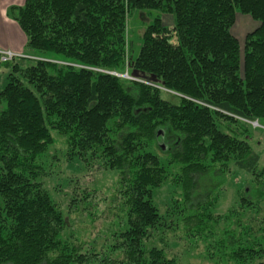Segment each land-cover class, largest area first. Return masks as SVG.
I'll use <instances>...</instances> for the list:
<instances>
[{
  "label": "trees",
  "instance_id": "16d2710c",
  "mask_svg": "<svg viewBox=\"0 0 264 264\" xmlns=\"http://www.w3.org/2000/svg\"><path fill=\"white\" fill-rule=\"evenodd\" d=\"M135 10L170 15L175 48L157 15L129 59L126 18ZM238 13L258 22L242 47L232 31ZM7 15L26 36V54L37 58L26 66L2 62L8 72L0 88V264H175L162 249L144 245L161 220L154 190L171 171L182 211L194 175L224 174L231 164L263 194L264 166L240 119L264 124V0H25ZM126 68L140 79L111 73ZM158 85L178 101L162 98ZM53 132L70 158L118 171L125 229L113 250L121 258L99 259L62 240L67 224L38 162L55 143ZM211 194L197 204L200 212L184 218L196 217L197 233L220 217H212ZM83 199L72 198L69 209ZM238 200L252 205L241 194ZM235 243L229 255L239 264L264 253L258 242Z\"/></svg>",
  "mask_w": 264,
  "mask_h": 264
},
{
  "label": "rangeland",
  "instance_id": "374dc122",
  "mask_svg": "<svg viewBox=\"0 0 264 264\" xmlns=\"http://www.w3.org/2000/svg\"><path fill=\"white\" fill-rule=\"evenodd\" d=\"M157 15H161L164 33L168 36L171 48H175V33L172 30L170 15L160 14L155 10H135L126 18L125 48L128 49L129 59L137 55L142 32ZM257 24L258 22L249 16L237 14L232 31L241 47L245 35ZM155 43H161V36H155ZM22 56L24 57H16L15 60H20L24 66L30 65L37 58L35 55L25 53ZM27 56L31 58H26ZM111 73L126 79H140L136 77L134 71L129 72L128 68L122 72ZM0 81L4 82L5 77L1 76ZM159 87L162 90V98L171 102L178 101L174 96L177 95L175 92ZM240 121L247 124L248 132L245 138L259 153L260 165L264 166L263 122L258 119ZM53 137L55 143L38 159V162L44 171L40 180L53 202L62 211L67 224L62 231V240L80 244L83 249L94 251L99 259L106 256L121 258L123 255L120 251L113 250V245L119 240L117 236L125 229L124 215L116 197L117 181L120 176L118 171L104 168L96 159L70 158L64 138L55 132ZM158 143L167 150L168 146L164 140L160 139ZM173 172L171 171L166 181L154 190L153 202L157 206L161 220L151 229L150 237L144 241L145 247L162 249L168 258L175 260V264H239L229 255L235 250V240L238 239L243 245L258 242L264 246V187L261 188L263 194L259 196L250 185L249 174L231 164L224 174L210 170L194 175L195 185L191 191L190 201L182 211L183 201L180 189L174 183ZM243 186L244 192L241 190ZM207 193H212L210 196L214 201L212 217H220L217 221H208L206 229L197 233L196 217L187 220L184 218L200 212L197 204L205 199ZM239 194L251 200L252 205H243L238 200ZM84 195L86 199L81 203L75 201L73 209H69L72 198L79 200ZM235 208L237 213H230V210ZM259 262H264V253L260 258L247 261L245 264Z\"/></svg>",
  "mask_w": 264,
  "mask_h": 264
},
{
  "label": "crops",
  "instance_id": "0c3cea01",
  "mask_svg": "<svg viewBox=\"0 0 264 264\" xmlns=\"http://www.w3.org/2000/svg\"><path fill=\"white\" fill-rule=\"evenodd\" d=\"M25 0H0V51L10 50L19 54H26V36L18 24L7 15L10 6H21ZM6 68L0 60V77L6 76ZM4 82L0 81V88Z\"/></svg>",
  "mask_w": 264,
  "mask_h": 264
},
{
  "label": "built area",
  "instance_id": "2783aa9c",
  "mask_svg": "<svg viewBox=\"0 0 264 264\" xmlns=\"http://www.w3.org/2000/svg\"><path fill=\"white\" fill-rule=\"evenodd\" d=\"M16 57H24V56H22V54L15 53L10 50L0 51L1 61H11V60H14Z\"/></svg>",
  "mask_w": 264,
  "mask_h": 264
}]
</instances>
